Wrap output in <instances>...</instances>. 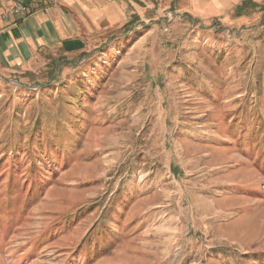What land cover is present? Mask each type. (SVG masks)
<instances>
[{
	"label": "rangeland",
	"instance_id": "rangeland-1",
	"mask_svg": "<svg viewBox=\"0 0 264 264\" xmlns=\"http://www.w3.org/2000/svg\"><path fill=\"white\" fill-rule=\"evenodd\" d=\"M112 1L0 67V264H264V0Z\"/></svg>",
	"mask_w": 264,
	"mask_h": 264
},
{
	"label": "crops",
	"instance_id": "crops-1",
	"mask_svg": "<svg viewBox=\"0 0 264 264\" xmlns=\"http://www.w3.org/2000/svg\"><path fill=\"white\" fill-rule=\"evenodd\" d=\"M27 2L29 12L26 15L8 18L1 15L9 5L0 2V67L18 69L28 65L40 53L54 50L79 54L86 49L87 41L82 31L78 32V16L87 13V9H97L101 14L104 10L116 12L112 0ZM102 3H106L105 8Z\"/></svg>",
	"mask_w": 264,
	"mask_h": 264
},
{
	"label": "built area",
	"instance_id": "built-area-1",
	"mask_svg": "<svg viewBox=\"0 0 264 264\" xmlns=\"http://www.w3.org/2000/svg\"><path fill=\"white\" fill-rule=\"evenodd\" d=\"M1 3L8 4V9L1 16L8 18L10 16H24L29 12L27 0H0Z\"/></svg>",
	"mask_w": 264,
	"mask_h": 264
},
{
	"label": "trees",
	"instance_id": "trees-1",
	"mask_svg": "<svg viewBox=\"0 0 264 264\" xmlns=\"http://www.w3.org/2000/svg\"><path fill=\"white\" fill-rule=\"evenodd\" d=\"M248 7V5H245V3H242V5H240V7H237L238 11H242L245 10Z\"/></svg>",
	"mask_w": 264,
	"mask_h": 264
}]
</instances>
